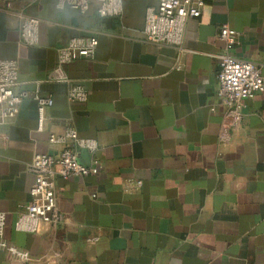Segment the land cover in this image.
I'll return each mask as SVG.
<instances>
[{
  "label": "crops",
  "instance_id": "obj_1",
  "mask_svg": "<svg viewBox=\"0 0 264 264\" xmlns=\"http://www.w3.org/2000/svg\"><path fill=\"white\" fill-rule=\"evenodd\" d=\"M56 2L0 11V59L18 60V89L39 86L54 99L42 128L33 97L0 124L5 237L32 257L25 263L0 249V264H264V91L245 101L228 142L219 137L218 95L222 54L255 61L264 75V0H205L180 46L144 40L146 9L157 0H125L120 16ZM19 10L42 20L39 44L22 42ZM223 24L239 32L231 48L218 38ZM78 35L99 38L93 57L67 66L88 90L85 102H71L69 83L52 78L58 48ZM69 127L98 140L80 160L100 169L57 176L61 226L19 231L35 180L28 166L58 148L50 135Z\"/></svg>",
  "mask_w": 264,
  "mask_h": 264
},
{
  "label": "built area",
  "instance_id": "obj_2",
  "mask_svg": "<svg viewBox=\"0 0 264 264\" xmlns=\"http://www.w3.org/2000/svg\"><path fill=\"white\" fill-rule=\"evenodd\" d=\"M38 1L40 0H0V11L10 12L17 2L32 4ZM124 1L57 0L56 4L60 9L69 7L81 12H87L91 6H97L101 16H120L123 13ZM204 4L205 0H157V4L146 9L144 40L160 45L180 46L187 21L200 17ZM15 13L20 19L22 42L27 45L39 44L42 20L25 10ZM238 35L239 32L229 24H223L218 38L231 48L238 41ZM98 46L97 36L78 35L58 48L52 78L69 83L67 96L71 102H85L89 93L84 85L72 81L67 66L80 57H93ZM19 74L17 59H0V124L16 118L20 113L22 101L27 97H33L38 102L39 128H42L45 110L53 105L54 99L51 95H43L39 86L33 91L18 89ZM218 83V95L224 108L219 137L221 142H228L244 120L242 108L245 101L264 91L262 67L255 61L239 58L227 52L220 56ZM48 141L50 145L58 148L52 152H37L28 166L35 180L30 190L31 199L19 213L15 223L19 231L40 232L44 225L52 228L61 226L66 221V215L58 203L57 176L65 179L88 176L100 169V163L97 161L86 164L80 160L82 149L96 152L99 146L97 139L83 137L76 128L69 127L62 134H51ZM6 221V212L0 210V249L29 263L32 259L30 252L18 248L6 239Z\"/></svg>",
  "mask_w": 264,
  "mask_h": 264
}]
</instances>
